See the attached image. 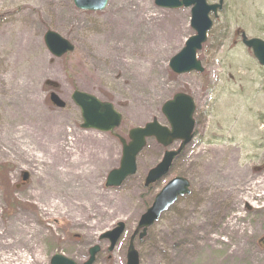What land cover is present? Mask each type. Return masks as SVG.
Returning <instances> with one entry per match:
<instances>
[{"label":"rangeland","instance_id":"obj_1","mask_svg":"<svg viewBox=\"0 0 264 264\" xmlns=\"http://www.w3.org/2000/svg\"><path fill=\"white\" fill-rule=\"evenodd\" d=\"M112 1L107 0L102 10L90 11L77 9L72 0H0V95L7 97V101L0 99V229L15 224L34 230L25 232L27 244L12 249L23 258L12 255L0 264H49L54 253L82 264L87 250L95 244L101 249L92 264H125L128 238L140 214L174 176L188 180L190 193L179 197L143 238H135L139 264H264V197L255 196L250 202L231 197L217 205L216 215L201 217L198 227L192 225L194 214L188 216L191 208L195 211L206 202L200 198L199 184L211 161L219 168L236 166L251 182L264 179V67L258 65L238 34L242 31L249 38L264 40V0H223L218 16L211 15V28L196 53L202 72L181 74L172 72L168 62L194 34L189 24L190 7L169 9L156 6L154 0H139L148 5L152 15L139 57L145 74L154 81L135 84L130 68L116 66L111 78L116 73L117 85H88L84 80L94 70L85 71L86 41L107 32L104 19ZM46 30L68 39L74 49L53 57L43 42ZM15 43L25 50L24 66L39 62V69L47 70L34 73L26 87L18 84L15 71L8 66L16 57ZM151 58H156L155 62L150 63ZM74 89L111 103L121 115L120 125L113 132L81 128L79 108L70 99ZM50 91L65 102V107L49 102ZM177 92L190 95L194 101V136L168 174L144 186L147 171L165 150L149 138L136 158V172L117 187L105 186L107 173L118 166L121 155L115 134L128 140L130 128L152 118L165 124L160 107ZM14 97L18 101H9ZM19 104L21 109L16 112ZM12 116L17 117L14 122ZM60 120L65 122L64 142L76 138L75 154L87 161L85 165H96V190L110 200L101 216L91 218L68 206L50 209L46 204L39 177L50 160L46 150L55 143L51 137ZM175 146L177 143L171 145ZM22 172L28 174L25 181L21 180ZM212 206L215 209L213 202ZM189 220L192 223L185 226ZM119 221L125 224V231L113 250L107 251L108 242L98 240V236ZM230 222L236 228L229 227ZM201 232L205 235H194ZM5 252L0 249V254Z\"/></svg>","mask_w":264,"mask_h":264},{"label":"bare ground","instance_id":"obj_2","mask_svg":"<svg viewBox=\"0 0 264 264\" xmlns=\"http://www.w3.org/2000/svg\"><path fill=\"white\" fill-rule=\"evenodd\" d=\"M48 1L56 2V0ZM148 11V5L141 3L139 0H113L111 2L104 19L108 22L107 32L100 36H91L86 41L87 45L84 52L87 57V60L85 59V71L92 73L94 70L93 74L84 80L86 84L114 83L117 85L119 80L116 78V73L111 78V71L116 66L125 67L127 70L130 68L135 84H148L154 81L155 78L148 77L145 74L139 57L141 43L148 39L144 35V33H148L149 25L147 24L152 21V15ZM24 43L26 44V42ZM14 47L13 51L16 57L8 66L15 71L19 79L18 84L26 87L32 83L31 77L34 73L43 74L47 70L44 68L39 69V62H36L32 67L24 66L25 50L23 46L15 43ZM127 58L130 60L126 61ZM155 60L156 58H151L150 63L155 62ZM96 64L98 68L93 69ZM154 83H156V80ZM0 99H6L7 101V97L3 95H0ZM9 101L16 102L18 99L14 97ZM20 109L19 104L16 106L15 111L19 112ZM22 112L26 113L23 109ZM16 118V116H12L11 121L14 122ZM64 125L65 122L60 120L54 129L55 132L51 138L55 140V143L50 149L46 150L50 155V160L45 162L46 170L41 171L39 177L46 204L50 209H54L59 205L68 206L71 210L82 211L87 216L90 215L91 218L101 216L105 212V204L109 203L110 200L109 197L96 190V165L93 167L85 165L87 161L81 155L75 154V152H78L76 138H69L64 142L67 135ZM69 134L72 135L73 131L70 130ZM67 155H69L68 158H63ZM42 163L44 164L43 161ZM202 172L199 184L200 198H204L206 202L198 206L195 211L194 208L189 211L188 216L192 214L195 216L192 217L194 222L192 225L200 226L202 222L200 218L205 215H216L217 205L231 197H240L245 202H250L255 196L258 198L264 197V179L260 178L251 182L243 170L236 166L235 168L230 166L219 168L211 161L208 163L207 173ZM79 182H86V184L78 187ZM71 183L73 185L68 190ZM191 223L189 220L185 226H189ZM228 225L232 229L236 228L233 222L228 223ZM25 232L34 233V230L26 226L17 227L15 224L0 229V249L6 250L4 254H0V262L11 260L12 255H15L18 259L23 258L22 253L12 252V249L20 246V243H28V236L25 235ZM194 235L202 237L205 233H194ZM185 247L188 248L187 245Z\"/></svg>","mask_w":264,"mask_h":264},{"label":"water","instance_id":"obj_3","mask_svg":"<svg viewBox=\"0 0 264 264\" xmlns=\"http://www.w3.org/2000/svg\"><path fill=\"white\" fill-rule=\"evenodd\" d=\"M106 3L107 0H73L76 8L91 11L102 10ZM154 4L169 9L190 7L189 24L194 30V34L189 36L185 40L184 46L170 57L168 67L176 74L190 71L202 72L203 68L196 58V52L200 50L206 40L207 31L211 28L212 18L210 14L217 17L218 11L222 8L223 0H217L213 3H209L207 0H154ZM240 37L242 44L251 50L257 63L264 66V40L256 37L248 38L244 32L240 33ZM43 41L54 57H60L73 50V45L67 39L52 30H47L44 33ZM47 84L52 83L47 82ZM70 98L80 110L81 128L107 132L119 125L121 115L114 110L111 103L100 101L94 95L79 90H73ZM49 101L58 108L65 106V103L54 92L49 93ZM194 109L195 105L191 96L183 92L175 93L170 99L164 101L160 108L167 125L160 124L156 118H153L143 126L129 129L127 142L118 136L121 143L119 164L107 173L105 186L117 187L128 176L135 173L136 156L145 146L147 138H154L163 147L180 141L176 149L165 150L161 160L148 170L144 179V186H148L164 176L173 159L192 138ZM27 177L26 172L21 174L22 181H25ZM187 194H189L187 179L175 176L154 195L150 205L140 215L135 229L129 237L125 255L126 264H139L138 253L133 243L135 236L137 235L138 239L144 237L147 228L155 223L178 197ZM124 230L125 224L119 221L111 229L101 233L98 239H106L109 243L107 250L111 251ZM99 249L98 245L91 246L88 249V258L82 264H92ZM49 264L77 263L60 253H54L50 257Z\"/></svg>","mask_w":264,"mask_h":264}]
</instances>
